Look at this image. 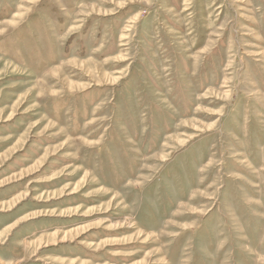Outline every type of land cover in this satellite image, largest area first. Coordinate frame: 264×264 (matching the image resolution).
Instances as JSON below:
<instances>
[{
  "label": "rangeland",
  "instance_id": "obj_1",
  "mask_svg": "<svg viewBox=\"0 0 264 264\" xmlns=\"http://www.w3.org/2000/svg\"><path fill=\"white\" fill-rule=\"evenodd\" d=\"M7 124L0 264H264V0H0Z\"/></svg>",
  "mask_w": 264,
  "mask_h": 264
},
{
  "label": "crops",
  "instance_id": "obj_2",
  "mask_svg": "<svg viewBox=\"0 0 264 264\" xmlns=\"http://www.w3.org/2000/svg\"><path fill=\"white\" fill-rule=\"evenodd\" d=\"M8 126L9 125L7 124L4 127H0V137L6 136V130ZM28 135L29 133L27 132L20 137L18 140L21 141L20 144L25 142L27 137H29ZM3 140H5V138ZM9 146L10 145L7 142L6 144L2 142L1 147L4 148L0 149V163L2 160L6 161L4 165L0 166V242L7 236V233L10 231V229L14 228V225H16V223L13 224L11 222L16 218H20L22 213L24 214V211H26L24 210V205L22 206L20 203L15 208H11V205H14L15 202L20 201L19 198L22 197L21 194H24V187L20 186V184L10 185L9 182L13 181L14 179V177L11 178L12 175H19L25 169L29 168L27 165H25L26 161L29 159V156L22 153L23 151H20V154L18 153L19 155H15V150L18 146L15 144L11 149H8ZM22 223L23 221L19 219L17 224L21 226ZM55 234L56 232L54 235Z\"/></svg>",
  "mask_w": 264,
  "mask_h": 264
}]
</instances>
